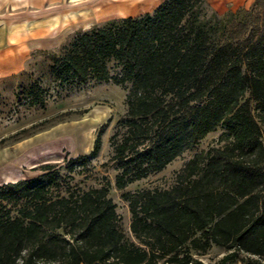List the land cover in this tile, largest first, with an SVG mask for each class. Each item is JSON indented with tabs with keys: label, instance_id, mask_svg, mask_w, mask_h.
Wrapping results in <instances>:
<instances>
[{
	"label": "trees",
	"instance_id": "16d2710c",
	"mask_svg": "<svg viewBox=\"0 0 264 264\" xmlns=\"http://www.w3.org/2000/svg\"><path fill=\"white\" fill-rule=\"evenodd\" d=\"M51 61L59 84L111 80L126 91L110 137L117 189L219 125L231 140L196 152L169 188L122 192L135 240L118 229L107 186L54 193L56 164L1 183L0 264H202L195 254L212 245L227 249L222 261L264 264L242 256L264 255V0L221 14L206 0H164L76 31ZM103 126L90 153L70 161L98 152Z\"/></svg>",
	"mask_w": 264,
	"mask_h": 264
},
{
	"label": "rangeland",
	"instance_id": "374dc122",
	"mask_svg": "<svg viewBox=\"0 0 264 264\" xmlns=\"http://www.w3.org/2000/svg\"><path fill=\"white\" fill-rule=\"evenodd\" d=\"M164 0H0V21H28L41 26L45 43L35 50L24 69L0 77V184L31 178L44 163L59 166L61 195L68 190L107 186L116 204L118 229L128 239L130 212L122 192L165 189L175 182L176 174L196 153L230 142L222 125L206 134L192 149L183 151L163 169L117 189V163L113 159L110 137L126 111V91L114 82L89 80L84 84H59L53 78L51 56L59 52L76 31L88 30L110 19L139 16L152 12ZM253 0H206L209 9L223 13L249 7ZM218 3V5H214ZM216 6V9L215 7ZM118 71L110 64V73ZM35 90L41 104H32ZM254 114H258L254 110ZM104 125L98 152L85 160L70 159L88 155L99 128ZM225 247L212 245L205 254H195L202 264H240L222 261ZM245 260L261 257L242 253ZM249 264V263H248Z\"/></svg>",
	"mask_w": 264,
	"mask_h": 264
},
{
	"label": "crops",
	"instance_id": "0c3cea01",
	"mask_svg": "<svg viewBox=\"0 0 264 264\" xmlns=\"http://www.w3.org/2000/svg\"><path fill=\"white\" fill-rule=\"evenodd\" d=\"M214 7L216 9V6ZM226 10L225 8L221 11ZM43 43L45 36L41 26H33L28 21L16 23L0 21V77L22 71L31 54Z\"/></svg>",
	"mask_w": 264,
	"mask_h": 264
}]
</instances>
